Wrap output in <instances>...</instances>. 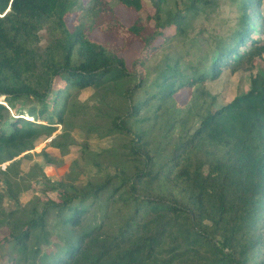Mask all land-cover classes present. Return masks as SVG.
Masks as SVG:
<instances>
[{
	"label": "trees",
	"instance_id": "trees-1",
	"mask_svg": "<svg viewBox=\"0 0 264 264\" xmlns=\"http://www.w3.org/2000/svg\"><path fill=\"white\" fill-rule=\"evenodd\" d=\"M150 1L154 11L142 18L141 0H117L136 13L124 25L105 0H0V96L7 106L34 103L31 116H55L64 134L73 94L99 90L108 134L128 138L110 177L68 186L57 201L9 221L4 241L13 257L6 264H264V68H256L264 21L257 0H240L237 27L215 42L204 68L181 70L179 59L168 57L143 87L149 57L184 36L188 17L210 2L177 0L181 7L164 19L166 0ZM95 30L102 42L91 38ZM135 44L139 54L127 62L122 54ZM242 66L257 69L248 90L213 109L216 96L205 81ZM109 95L116 104L104 100ZM20 115L9 116L0 103V164L53 130ZM117 203L113 221L109 209Z\"/></svg>",
	"mask_w": 264,
	"mask_h": 264
},
{
	"label": "rangeland",
	"instance_id": "rangeland-1",
	"mask_svg": "<svg viewBox=\"0 0 264 264\" xmlns=\"http://www.w3.org/2000/svg\"><path fill=\"white\" fill-rule=\"evenodd\" d=\"M75 1L86 5L90 2V0ZM105 1L115 6V13L124 25L132 23L136 17L135 12L123 8L117 0ZM141 2L142 10L138 14L142 18L151 16L154 11L151 1L141 0ZM257 4L258 14L264 21V0H257ZM239 5L240 0H210L208 4L200 6L188 17L185 23V35L173 36L149 57L145 71L150 78L146 79L143 87H149L152 78L163 67L168 57L173 60L178 58L181 70L190 66L204 68L208 63L204 58L212 51L215 42L230 37L237 27L241 16ZM178 6L181 7L179 1L166 0L163 4V18L173 14ZM72 21L73 17L67 18V25L70 26ZM166 33L173 35L171 30H167ZM256 36L253 34L251 37ZM42 37L44 38V33ZM91 38L95 41H103L101 34L96 30L92 32ZM139 50L140 46L135 44L122 56L129 62L137 57ZM256 62L257 69L264 68V56ZM257 69L248 70L242 66L234 70L227 67L222 69L218 78L207 79L204 87L211 95L216 96L213 109L245 93L249 88V77L251 74H256ZM133 83L131 79L128 84ZM144 93V91L136 93L134 101L142 99ZM111 96L104 100L116 104L117 100ZM184 96L185 92H180L178 96L180 103L184 102ZM73 99L76 101L74 117L67 118V133L63 134V127L58 124L55 116L51 122L37 121L31 116L29 109L34 103L18 101L14 109H10L0 96V103L8 108L9 116L17 117L15 115L20 111L22 115L18 117L53 129L50 134L44 133L47 132L44 130L34 142L32 149L0 164V264H6L13 257L10 245L4 241L9 233V221L21 216L24 211L39 210L48 200L57 201L60 199L61 190L68 186L79 187L87 182L104 181L114 172V165L120 163L115 155H118L121 146L128 138L120 134H108L110 123L106 121L103 107H99L103 93L88 88L73 94ZM153 137L158 141L160 134L154 132ZM1 172H6V175ZM118 207L121 208L120 203L110 206L109 211L113 221L117 220ZM11 213H13L12 217H9Z\"/></svg>",
	"mask_w": 264,
	"mask_h": 264
}]
</instances>
